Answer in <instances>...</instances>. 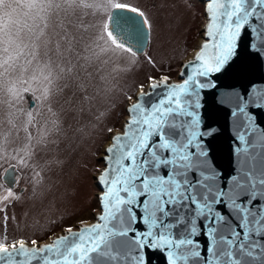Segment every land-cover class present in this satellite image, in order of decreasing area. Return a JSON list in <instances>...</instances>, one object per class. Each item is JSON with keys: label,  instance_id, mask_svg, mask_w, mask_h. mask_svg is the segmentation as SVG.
Returning <instances> with one entry per match:
<instances>
[{"label": "snow or ice", "instance_id": "obj_1", "mask_svg": "<svg viewBox=\"0 0 264 264\" xmlns=\"http://www.w3.org/2000/svg\"><path fill=\"white\" fill-rule=\"evenodd\" d=\"M91 4L0 0V264H155L157 256L164 264H264V84H225L245 57L264 60V0H204V40L179 80L162 71L163 57L149 55L153 24L143 9L116 0L90 34ZM141 56L153 72L123 91L122 128L104 129L91 219L52 221L62 234L49 232L50 242L10 235L16 217L8 209L27 191L15 190L20 169L30 170L35 194L45 170L37 171L38 149L56 144L62 116L87 112L98 127L116 105L93 108ZM24 93L31 108L22 107ZM206 93L227 109L228 170L216 162L221 130L206 121ZM55 96H63L62 112Z\"/></svg>", "mask_w": 264, "mask_h": 264}, {"label": "rangeland", "instance_id": "obj_2", "mask_svg": "<svg viewBox=\"0 0 264 264\" xmlns=\"http://www.w3.org/2000/svg\"><path fill=\"white\" fill-rule=\"evenodd\" d=\"M115 2L116 0H111V3L109 0H92L91 7L94 9V14L88 17V23L91 25L90 34L97 32L105 17L111 13ZM128 2L143 9L153 24L147 49L149 55L158 61L163 57L162 71L170 69L168 74H171L173 79H178L177 73L181 71V64L193 56L195 48L202 41L201 38H204L201 34L205 22L204 0H128ZM127 59L126 57L125 60ZM126 61H120L121 67L126 66ZM152 72L153 70L141 56L130 71L116 74L113 82L115 89L109 101L98 102L93 111L96 108L105 110L109 102L116 107L96 128H92V124L97 122L87 112L75 116L65 113L62 116L63 129L58 136L53 137L56 144L38 149L37 171L45 170L43 182L35 187V194L30 180V170L20 169L22 176L15 190L19 192L21 189H27V191L23 193L20 202L8 209L9 215L14 214L16 217L15 222H9L10 235H24L47 242L49 232L62 234L61 228L53 227L52 221L71 224L80 218L91 219L92 210L99 206L96 199L99 188L94 176L98 168L102 170L104 167L100 160L108 143L104 129L108 126L122 128L126 119V113L122 111L126 103L122 95L123 91L134 92L139 83L145 82V74ZM26 86L28 85L17 84L20 88ZM31 87L38 88V84L33 82ZM36 94L40 95V92L37 91ZM52 106L56 111L62 112L63 96L53 97ZM22 107L25 109L32 107L30 93H24ZM37 110L44 111L46 115V106H38ZM83 124L89 125V134L86 136L77 131ZM33 134H36L35 129ZM20 142L22 139L18 141ZM50 160H58L60 164H53L49 169L45 166V161ZM34 178L39 179V177ZM35 221L39 223L33 227ZM17 223L20 230H14Z\"/></svg>", "mask_w": 264, "mask_h": 264}, {"label": "water", "instance_id": "obj_3", "mask_svg": "<svg viewBox=\"0 0 264 264\" xmlns=\"http://www.w3.org/2000/svg\"><path fill=\"white\" fill-rule=\"evenodd\" d=\"M121 14L123 15V13ZM193 57H189L183 62H186ZM250 82L264 84V60H249L247 57H245L240 68L233 71L232 74L225 78V84H232L238 87L241 85L247 86ZM205 107L207 109V123H210L221 130L218 138L213 142L216 162L225 170L231 169L232 165L229 160L230 133L227 131L229 125L227 109L222 108L217 104L214 95H209L207 93L205 94ZM155 264H164V261L161 257L157 256L155 259Z\"/></svg>", "mask_w": 264, "mask_h": 264}, {"label": "bare ground", "instance_id": "obj_4", "mask_svg": "<svg viewBox=\"0 0 264 264\" xmlns=\"http://www.w3.org/2000/svg\"><path fill=\"white\" fill-rule=\"evenodd\" d=\"M202 39V41H201V43L203 42V40H204V38H201ZM196 49V48H195ZM194 53H195V50H194V52H193V55H194ZM191 57H193V56H191Z\"/></svg>", "mask_w": 264, "mask_h": 264}, {"label": "flooded vegetation", "instance_id": "obj_5", "mask_svg": "<svg viewBox=\"0 0 264 264\" xmlns=\"http://www.w3.org/2000/svg\"><path fill=\"white\" fill-rule=\"evenodd\" d=\"M21 173V172H20ZM22 176V175H21Z\"/></svg>", "mask_w": 264, "mask_h": 264}]
</instances>
